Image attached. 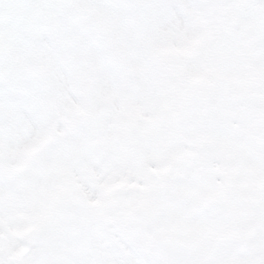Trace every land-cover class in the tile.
Returning a JSON list of instances; mask_svg holds the SVG:
<instances>
[{"label":"snow or ice","instance_id":"1","mask_svg":"<svg viewBox=\"0 0 264 264\" xmlns=\"http://www.w3.org/2000/svg\"><path fill=\"white\" fill-rule=\"evenodd\" d=\"M0 264H264V0H0Z\"/></svg>","mask_w":264,"mask_h":264},{"label":"rangeland","instance_id":"2","mask_svg":"<svg viewBox=\"0 0 264 264\" xmlns=\"http://www.w3.org/2000/svg\"><path fill=\"white\" fill-rule=\"evenodd\" d=\"M20 219H21V218L17 217V216L15 215V213L12 214V221H13L14 223H18V222H20Z\"/></svg>","mask_w":264,"mask_h":264}]
</instances>
